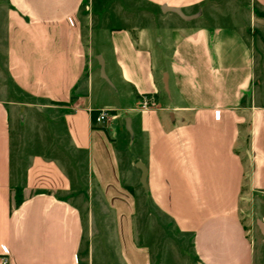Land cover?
<instances>
[{
  "label": "crops",
  "instance_id": "0c3cea01",
  "mask_svg": "<svg viewBox=\"0 0 264 264\" xmlns=\"http://www.w3.org/2000/svg\"><path fill=\"white\" fill-rule=\"evenodd\" d=\"M143 1L165 30L110 27L105 13L98 25L95 0H0V254L9 264H81L87 234L68 197V177H81L77 163L33 156L14 164L11 122L19 116L25 126L26 110L56 116L84 154L89 195L117 205V264L171 259L134 234L121 177H142L139 165L147 197L190 239L189 254L174 264H258L259 218L247 203L262 196L264 223V0ZM163 4L186 15L202 7L201 16L187 22ZM223 6L233 9L227 24ZM97 55L113 86L100 77ZM142 95L153 105L142 109ZM100 109L110 117L95 124Z\"/></svg>",
  "mask_w": 264,
  "mask_h": 264
},
{
  "label": "rangeland",
  "instance_id": "374dc122",
  "mask_svg": "<svg viewBox=\"0 0 264 264\" xmlns=\"http://www.w3.org/2000/svg\"><path fill=\"white\" fill-rule=\"evenodd\" d=\"M94 9L93 13L97 15L98 25L100 24L99 15L105 13L107 22H103V24L110 27L136 28L141 26L152 31L155 27L157 33L168 27V25L165 26L164 23L159 21V12L143 0H95ZM221 12L225 16L220 18V23L227 24L233 21L230 18L233 12L232 8L223 6ZM259 16L264 17L260 13ZM0 25L3 32V21ZM170 26L173 29L175 28L174 25ZM152 34L156 33L153 32ZM153 39L156 41L155 37ZM2 58L0 56V63H2ZM31 112L26 110L27 121L25 126H23L19 116L11 122L14 164H27L33 156H48L69 167L73 162L77 163L75 168L77 169V166H79L81 177H68L72 182L68 197L82 209L86 222L87 234L82 246L80 263L117 264L118 253L120 252L118 229L114 214L117 205L114 208H109L97 192L93 191L89 195V177H84V154L71 147L66 138V133L62 132V124L56 116L52 117L53 119L48 117V121L46 116L41 118L34 111ZM126 135L120 136L117 140L121 154H123L121 159L125 164L128 160L124 153L129 139ZM121 180L123 184L121 186L124 189L126 187L132 188V192L127 190L131 196L127 201L133 208L134 234L141 232V235L145 236L144 241L149 243L158 253H161L160 255L171 257V259L168 258L166 262H163L164 264H174V260L176 263L178 261L181 263V259H184L190 252V239L183 237L170 220L159 213L145 194L141 177H121ZM261 197L251 196L249 203H247V206H250L247 212L252 220L254 218L260 219V213L256 206L259 205ZM91 199L94 203L92 207L90 206ZM131 219L130 216V221ZM124 222L125 220H123ZM255 233L258 240L256 247L260 257L258 264H264V244L262 251H260L262 237L257 230ZM140 238L142 239V237Z\"/></svg>",
  "mask_w": 264,
  "mask_h": 264
},
{
  "label": "water",
  "instance_id": "95a60500",
  "mask_svg": "<svg viewBox=\"0 0 264 264\" xmlns=\"http://www.w3.org/2000/svg\"><path fill=\"white\" fill-rule=\"evenodd\" d=\"M160 10L163 12V13H167V12H170V13H174L176 15H178L181 19H183L184 21H191L193 19H196L198 17L201 16V11H202V7H200L199 11L193 15H186L182 12L181 8L180 7H171V6H168L167 4H163L160 6ZM96 61L98 63V67H99V72H100V77L102 79H104V81L106 83H108L109 85L113 86L109 77L106 75L105 73V68H104V59L101 55H97L96 56ZM162 81H163V85H164V89L166 91H168V81H167V73L164 72L163 73V77H162ZM130 122H131V119L129 117L126 118L125 120V123H126V129L128 131V133L130 134V137L132 138L133 137V131L131 129V126H130ZM141 171H142V177H141V181L142 183H144V180H145V168L142 166V165H139ZM257 226H258V229L264 239V223L260 220V219H257Z\"/></svg>",
  "mask_w": 264,
  "mask_h": 264
},
{
  "label": "built area",
  "instance_id": "2783aa9c",
  "mask_svg": "<svg viewBox=\"0 0 264 264\" xmlns=\"http://www.w3.org/2000/svg\"><path fill=\"white\" fill-rule=\"evenodd\" d=\"M153 105L151 98L148 95H142L140 100V107L147 109ZM110 117V113L107 109H100L94 118V123L99 124ZM0 264H9V256L7 253L0 254Z\"/></svg>",
  "mask_w": 264,
  "mask_h": 264
},
{
  "label": "trees",
  "instance_id": "16d2710c",
  "mask_svg": "<svg viewBox=\"0 0 264 264\" xmlns=\"http://www.w3.org/2000/svg\"><path fill=\"white\" fill-rule=\"evenodd\" d=\"M260 14H262V16H264L263 13H260ZM95 116L96 115L93 114L92 119H94ZM126 189L129 190L130 192H132V188L131 187H126ZM21 200H22V195L20 193V190L19 189H16L15 195H14V205L15 206L19 205V203L21 202Z\"/></svg>",
  "mask_w": 264,
  "mask_h": 264
}]
</instances>
